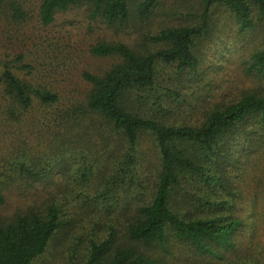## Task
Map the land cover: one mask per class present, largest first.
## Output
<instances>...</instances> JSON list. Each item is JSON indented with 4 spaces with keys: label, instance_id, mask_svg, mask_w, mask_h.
I'll use <instances>...</instances> for the list:
<instances>
[{
    "label": "trees",
    "instance_id": "1",
    "mask_svg": "<svg viewBox=\"0 0 264 264\" xmlns=\"http://www.w3.org/2000/svg\"><path fill=\"white\" fill-rule=\"evenodd\" d=\"M161 2L40 0L45 26L84 7L118 34L139 32L132 46L92 47L115 61L84 73L82 100L41 81L31 54L0 53V206L46 191L0 213V264H35L76 210L88 211L75 236L87 242L67 264H169L149 250L168 251L173 240L218 260L234 247L246 178L264 159V0H200L182 22L146 29ZM29 20L20 1L0 0V23ZM226 29L248 42L241 67L262 81L233 96L211 87L224 56L205 66L203 51Z\"/></svg>",
    "mask_w": 264,
    "mask_h": 264
},
{
    "label": "rangeland",
    "instance_id": "2",
    "mask_svg": "<svg viewBox=\"0 0 264 264\" xmlns=\"http://www.w3.org/2000/svg\"><path fill=\"white\" fill-rule=\"evenodd\" d=\"M18 1L29 12L30 20L14 25L5 21L0 23L1 56L12 58L10 55L15 53L31 54L37 69L41 71L40 80L57 89L65 98L84 99L90 89V85L83 78L84 73L101 74L114 63L113 58H101L92 53V47L96 43L104 39L120 40L132 46L139 39V32L135 28L118 34L100 20L92 19L89 10L84 7H75L58 14L53 24L45 26L39 23L36 16L40 0ZM199 4L200 0H162L146 29L153 31L164 23L182 22L186 13L198 8ZM219 17L224 20L229 14L220 12ZM224 32L216 41L217 45L211 44L203 49L205 66L222 63L224 56V67L218 74H213L217 81L211 87L218 92L230 91L232 96L244 89L260 87L262 81L247 76L241 67L246 54L244 51L250 45L247 41L238 42L244 39L235 37L229 30ZM259 158L256 179L246 178L249 183L244 193L243 210L238 213L242 216L243 226L235 236L234 247L224 252L223 259L202 256L178 240H173L168 251L154 247L149 252L167 260L169 264H264V159ZM39 190L26 189L21 194L9 197L7 203L0 206V213L11 215L18 207L45 197L43 185L39 186ZM86 214L88 215L87 210L74 211L80 224V218H86ZM77 222L74 220L60 230L45 254L35 264H67L71 253H74V247L77 250L87 242L86 234L80 241H76L75 236L80 231V227L76 226Z\"/></svg>",
    "mask_w": 264,
    "mask_h": 264
}]
</instances>
